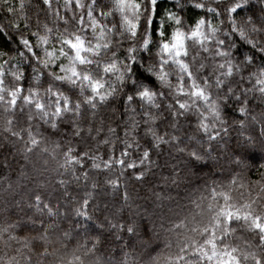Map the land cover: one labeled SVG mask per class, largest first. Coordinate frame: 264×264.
<instances>
[{
    "label": "clouds",
    "instance_id": "obj_1",
    "mask_svg": "<svg viewBox=\"0 0 264 264\" xmlns=\"http://www.w3.org/2000/svg\"><path fill=\"white\" fill-rule=\"evenodd\" d=\"M0 264H264V0H0Z\"/></svg>",
    "mask_w": 264,
    "mask_h": 264
}]
</instances>
